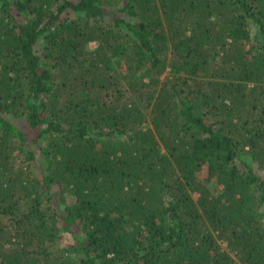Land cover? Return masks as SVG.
I'll use <instances>...</instances> for the list:
<instances>
[{"label":"trees","instance_id":"obj_1","mask_svg":"<svg viewBox=\"0 0 264 264\" xmlns=\"http://www.w3.org/2000/svg\"><path fill=\"white\" fill-rule=\"evenodd\" d=\"M0 264H264V0H0Z\"/></svg>","mask_w":264,"mask_h":264},{"label":"rangeland","instance_id":"obj_2","mask_svg":"<svg viewBox=\"0 0 264 264\" xmlns=\"http://www.w3.org/2000/svg\"><path fill=\"white\" fill-rule=\"evenodd\" d=\"M90 48H91V49H95V48H96V44H95V43H91V44H90ZM193 196H194L195 198L197 197L196 194L193 195ZM64 235H65V237L63 238V239H64V240H63L64 243L69 244V243H72V242H73V240H71V238H70L69 235H67V234H65V233H64Z\"/></svg>","mask_w":264,"mask_h":264}]
</instances>
